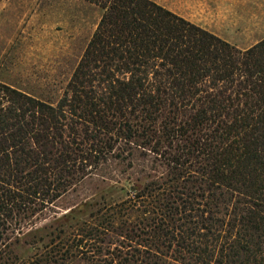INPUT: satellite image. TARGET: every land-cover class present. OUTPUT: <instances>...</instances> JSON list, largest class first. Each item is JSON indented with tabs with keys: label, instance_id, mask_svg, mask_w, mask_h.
<instances>
[{
	"label": "trees",
	"instance_id": "obj_1",
	"mask_svg": "<svg viewBox=\"0 0 264 264\" xmlns=\"http://www.w3.org/2000/svg\"><path fill=\"white\" fill-rule=\"evenodd\" d=\"M87 1L102 14L56 101L0 80V264H264V38ZM135 151L165 170L36 226Z\"/></svg>",
	"mask_w": 264,
	"mask_h": 264
},
{
	"label": "rangeland",
	"instance_id": "obj_2",
	"mask_svg": "<svg viewBox=\"0 0 264 264\" xmlns=\"http://www.w3.org/2000/svg\"><path fill=\"white\" fill-rule=\"evenodd\" d=\"M240 48L264 38V0H155ZM102 14L87 0H0V80L56 101ZM131 162V163H130ZM165 170L139 151L106 163L35 219L44 226L69 209L96 200L104 190L138 183ZM118 195V193H116ZM25 259L26 246L17 249Z\"/></svg>",
	"mask_w": 264,
	"mask_h": 264
}]
</instances>
